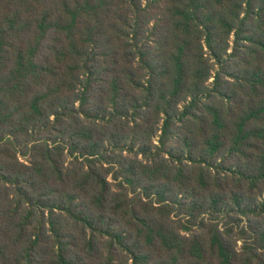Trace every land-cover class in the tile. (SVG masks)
I'll return each mask as SVG.
<instances>
[{
	"label": "trees",
	"instance_id": "obj_1",
	"mask_svg": "<svg viewBox=\"0 0 264 264\" xmlns=\"http://www.w3.org/2000/svg\"><path fill=\"white\" fill-rule=\"evenodd\" d=\"M0 264H264V0H0Z\"/></svg>",
	"mask_w": 264,
	"mask_h": 264
}]
</instances>
